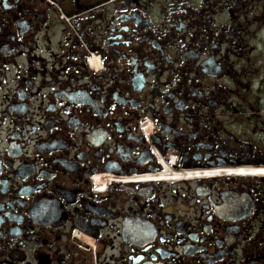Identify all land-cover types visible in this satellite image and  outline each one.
Listing matches in <instances>:
<instances>
[{
  "label": "flooded vegetation",
  "instance_id": "1",
  "mask_svg": "<svg viewBox=\"0 0 264 264\" xmlns=\"http://www.w3.org/2000/svg\"><path fill=\"white\" fill-rule=\"evenodd\" d=\"M0 264H264V0H0Z\"/></svg>",
  "mask_w": 264,
  "mask_h": 264
},
{
  "label": "bare ground",
  "instance_id": "2",
  "mask_svg": "<svg viewBox=\"0 0 264 264\" xmlns=\"http://www.w3.org/2000/svg\"><path fill=\"white\" fill-rule=\"evenodd\" d=\"M254 171H250V170H241L239 173H240V175H252V173H253ZM256 172V174H262V171H255ZM232 173H234V172H232ZM237 173V172H236Z\"/></svg>",
  "mask_w": 264,
  "mask_h": 264
}]
</instances>
